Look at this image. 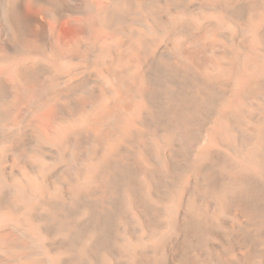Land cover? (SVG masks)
Returning <instances> with one entry per match:
<instances>
[{
  "label": "bare ground",
  "instance_id": "1",
  "mask_svg": "<svg viewBox=\"0 0 264 264\" xmlns=\"http://www.w3.org/2000/svg\"><path fill=\"white\" fill-rule=\"evenodd\" d=\"M0 264H264V0H0Z\"/></svg>",
  "mask_w": 264,
  "mask_h": 264
}]
</instances>
